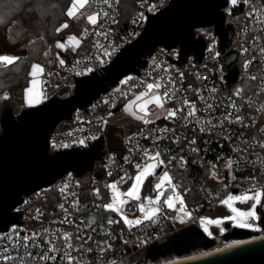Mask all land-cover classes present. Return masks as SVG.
<instances>
[{"label":"built area","instance_id":"built-area-1","mask_svg":"<svg viewBox=\"0 0 264 264\" xmlns=\"http://www.w3.org/2000/svg\"><path fill=\"white\" fill-rule=\"evenodd\" d=\"M169 1L136 0L130 30L119 34L120 0L118 3L113 0L111 8L102 0H91L93 15L107 11L108 16L100 15L95 27L88 19L83 23L82 42L91 46L88 53L77 56L59 76L50 71L44 73L46 101L68 86L74 88L75 76L88 75L92 72L88 68L98 71L111 63L124 47L140 36L148 15L157 14ZM261 4L262 0H247V3L237 0L236 6L228 3L223 10L226 15L238 11L236 26L229 35L231 45L224 53H237L231 65H226L224 55L219 52L220 41L214 30L200 28L201 34L196 32V36L206 42L200 63H195L194 55H190L187 63L180 66L176 63L180 46L171 50L158 47L146 58L147 64L140 69V75L124 76L89 106L75 111L71 121H64L71 123L69 127L56 128L50 136L52 154L72 148L84 149L101 136L105 137V154L99 161L103 171H95L96 162L86 175L77 177L68 172L53 184L23 196V202L14 211H24L21 219L24 224L12 225L0 232V254L22 256L23 264H66L61 259L62 252L55 254L57 260L49 262L27 256L28 252L33 256L42 252L52 255L46 252L50 247L48 241H52L63 251H70L74 264H153L149 259L144 260L149 248L163 244L182 229L200 227L207 216L217 215L229 196L250 192L253 187L264 189V147H261L264 145V52H261L264 24L253 15V6ZM258 10L264 13V7ZM105 52L111 55L105 56ZM232 70H237L238 76L230 84L228 77ZM253 76L256 79H251ZM149 83L161 84L159 94L165 91L171 94L164 100V108L157 116L148 117L152 123L142 122L138 128L120 136L116 143L111 142L105 123L131 97L147 91ZM5 96L9 93L5 92L3 99ZM185 101L195 104V116H187L189 108ZM181 108L184 111L175 117L168 116L169 111ZM157 152L164 164L155 172L159 168L169 170L190 215L181 217L162 202L159 216L129 228L105 208L110 193L107 185L120 181L121 177H125V182L117 187L129 185L138 172L136 165L142 167ZM229 160L233 161L231 169L227 166ZM153 178L148 181L141 200L146 205L147 198L155 199L157 195ZM97 189L99 195H96ZM169 194L170 191L166 192ZM126 205L130 216L138 215V202ZM261 213L264 218V207ZM109 219L118 222L109 224ZM33 233L38 238L28 241L25 247L22 238ZM65 236L69 237L67 241ZM259 237L264 240V233ZM32 243L40 247H31ZM68 243L73 245L71 250L67 248ZM5 247L7 253L3 251ZM8 264L20 262L13 259Z\"/></svg>","mask_w":264,"mask_h":264},{"label":"water","instance_id":"water-1","mask_svg":"<svg viewBox=\"0 0 264 264\" xmlns=\"http://www.w3.org/2000/svg\"><path fill=\"white\" fill-rule=\"evenodd\" d=\"M228 0H170L168 5L155 15H148V21L140 36L124 47L115 59L101 70L85 76H75L74 92L67 98L53 97L39 106L26 108L15 115L5 107L0 116V232L21 222L23 212L14 209L23 202V196L47 187L63 175L72 172L81 177L93 170L94 164L102 160L105 137L101 136L84 149L72 148L50 153V136L64 121H71L75 111L84 109L115 86L124 76L136 73L147 64L146 58L158 48L171 50L180 46L178 65L187 63L194 55L200 63L206 42L196 36V30L213 27L220 41L219 52L224 55L226 65H231L237 53L231 51L229 35L233 26L226 24L223 11ZM237 70H232L228 80L236 82ZM162 171L159 168L156 176ZM237 193V191H235ZM252 223L256 224L255 221ZM258 225L261 232L232 228V222H225L227 232L223 237L209 238L198 226L182 229L166 242L148 249L144 260L156 263L171 256L184 257L199 250L209 251L221 245L222 241L250 239L264 233V218ZM184 264H264V240L254 242L230 251Z\"/></svg>","mask_w":264,"mask_h":264},{"label":"snow or ice","instance_id":"snow-or-ice-1","mask_svg":"<svg viewBox=\"0 0 264 264\" xmlns=\"http://www.w3.org/2000/svg\"><path fill=\"white\" fill-rule=\"evenodd\" d=\"M116 3L119 2V0H115ZM242 2L247 3V0H242ZM91 0H73L69 10L67 11V15L70 18H74L77 14L78 9H83L86 6L90 5ZM102 3L104 5H107L109 8L112 7L113 0H102ZM231 3L233 6L237 5V0H231ZM259 7H264V0H262V4L260 6H253V15L255 18L262 24H264V13L258 10ZM100 15H103L105 17L108 16V12H97L94 15H89L87 17L88 21L95 27L98 23ZM69 25L65 23L63 25L64 29H67ZM264 31V29H262ZM85 32H87V29H85ZM81 41L78 40L75 36L69 37V45H72L73 47H79ZM57 48L60 49H66L68 45H65L64 43H57ZM100 47V45H98ZM247 51V49H245ZM261 52H264V48L261 49ZM111 53L105 52V56H110ZM17 62V58L10 57L7 55H0V64H3L5 66H11L14 65ZM103 62V61H102ZM61 65L64 64L63 60H60ZM248 63H251L249 61ZM245 67H248V64L245 65ZM88 72L93 71V69L88 68ZM44 73L43 67L39 64H34L31 68L30 75L33 77L32 85L33 87H30L26 90L27 92V104L28 106H35L37 102H39V99H42V95L34 96L33 95V89L37 83L36 78ZM79 74V73H78ZM206 79V78H205ZM251 79H256V77H251ZM161 84L159 83H149L147 85V91L143 92L141 95H138L136 99L132 102H130L127 105L126 111H129L131 115H133L136 119L143 121L145 124L152 123L153 121L149 120L148 117L152 115L149 106L155 105L158 108L163 109L164 108V100L168 99L170 97V93L168 91H165L163 95L159 94V90L161 89ZM214 91V90H213ZM237 95H239V92H237ZM8 97H4V99H7ZM203 99V97H201ZM185 104L188 106L189 111L187 112L188 117H192L196 115V106L195 104H192L188 101H185ZM136 108V111H133V108ZM209 108L212 107L211 104L208 105ZM233 108H235V104H233ZM184 109H176L174 111H169L168 116L169 117H175L178 112H183ZM137 112L141 113V115H137ZM231 115V114H229ZM227 118V117H226ZM237 120H239V117H237ZM211 123V121H209ZM81 144H84V141H80ZM194 143V141H193ZM67 145H65L66 147ZM261 147H264V145H261ZM145 156H148V153L145 152ZM150 160L154 161L153 163L147 164L146 166L141 167L140 165H136L138 169V174L134 176V183H132L131 187L125 191L120 192L117 188V185L120 183L125 182V177H121L120 181H117L116 183H112L107 185L108 188L112 190L113 196H112V203L106 204L105 208L107 210L116 212L120 215L121 219L124 221L125 224L128 225H135L139 226L145 221H152L155 217L159 216L162 212V208L160 207L161 203L163 202V205L167 207L170 210L173 211H180L184 213V215H190L186 211V205L183 199L182 194L178 191V186L173 182V177L169 175L168 171H164L163 175L159 177V183L155 185V189L157 191V196L155 199L147 198V205L145 203H139V211L143 214V219H129L127 215L124 214V206L128 203V201L122 200V196H127L131 200L135 201H141V190L144 185L145 180L149 176L156 175L155 170L164 164V161L160 159V153H156L155 155L148 157ZM233 164V161L229 160L227 163V166L229 169H231ZM111 174V173H109ZM215 175V174H214ZM167 186V187H166ZM67 187V186H65ZM171 194L166 195V192H169ZM251 194H244L241 196H229L226 200L223 201V204L227 205L233 213L236 215L231 217V219L235 220L237 222L238 227H252V224L248 223V221L257 220L259 217L257 215V208L258 207H264V189H259L253 187L249 190ZM96 195H99V189L96 190ZM234 201H240L243 203L250 202V210L241 212L237 208L233 207ZM179 203L180 208H176V204ZM75 206V205H74ZM60 207L63 208V205ZM118 221H113L109 219L108 223H117ZM203 223V221H202ZM208 223H214L219 225L220 221H208ZM205 231L208 232L209 235H212L211 232L207 228H205ZM37 234L33 233L31 236L23 237L24 246H28V241L32 240L34 241L37 239ZM64 239L67 241L69 239L68 236H65ZM50 244V247L46 250L47 253H52V255L45 254L44 252L40 253L38 256H33L31 252L27 253V256L31 257L32 259H38L42 262H49V261H55L57 260V256L55 255L58 252H62L61 259L66 261V264H74L75 258L70 254V251H63L61 248L57 247L54 242L48 241ZM31 247H40V245H37L35 243L31 244ZM110 247V246H109ZM67 248L71 250L73 248V245L71 243L67 244ZM4 253H7V247L4 248ZM16 260L19 261L20 264H23V257H16L13 258L10 255L7 254H0V264H8L9 260Z\"/></svg>","mask_w":264,"mask_h":264},{"label":"trees","instance_id":"trees-1","mask_svg":"<svg viewBox=\"0 0 264 264\" xmlns=\"http://www.w3.org/2000/svg\"><path fill=\"white\" fill-rule=\"evenodd\" d=\"M73 0H0V34L8 28L14 30V22L22 18L23 26L13 33L14 39L18 40L21 36L25 37L28 31L36 32L38 36L33 38L25 47L24 54H12L10 42L0 44V55H14L17 62L11 66L0 65V116L5 107H10L14 113L23 109V94L29 83V70L33 63L40 62L48 48L54 49L55 43L64 38L65 34L72 29L69 25L67 29L60 27L68 21L67 11ZM136 0H120V17L117 23L119 34L128 33L130 30L131 17L135 12ZM238 11L234 10L226 15V24L236 26ZM37 24L39 31L32 27ZM212 31L213 27H209ZM23 33L19 35L18 33ZM196 32L201 34V29ZM20 36V37H19ZM21 37V38H23ZM11 40V39H10ZM91 46L84 42L77 50L75 56H82L88 53ZM9 93L7 99H3V94ZM71 123L61 122L58 129H64ZM1 132V127H0ZM111 134H109L110 136ZM111 142H117L118 138L110 136ZM159 262V261H158Z\"/></svg>","mask_w":264,"mask_h":264},{"label":"rangeland","instance_id":"rangeland-1","mask_svg":"<svg viewBox=\"0 0 264 264\" xmlns=\"http://www.w3.org/2000/svg\"><path fill=\"white\" fill-rule=\"evenodd\" d=\"M229 3H231V0H229ZM93 13H94V8H93V6H92L91 3H90V5L86 6L83 9H78L77 14L75 15V17L74 18H70L69 17L68 18V21L65 22L68 25H70L72 27V29L65 34L64 38L59 39L55 43V48L54 49L48 48L47 51H45L44 56H43V58H42V60L40 62H35V63H33L31 65L30 70H29V83H28V86L26 87V89L24 90V94H23V105H22L23 109H20L17 113H15V115H19L20 112L22 110L26 109V108H31V107L39 106L40 104H42L43 102L46 101V99L44 98V95H43V90H44V86H43V84H44V73L46 71H50L53 74H55L56 76H59L63 72V68L61 69V66L62 67L65 66L64 68H66L67 66L65 64H69V63L67 62V60L64 59V57L62 55V52L64 54H66V55L71 52V56L72 57L75 55L76 50L83 43L82 42V27H83V23L87 20V17L89 15H93ZM23 21L24 20L22 18L16 19L15 22H14V24H13L14 25V30L11 29V28H8L7 30H5V32H3L2 34H0V44L5 43L7 41L10 42L11 43V46H12V50H13L12 54H14L16 56L24 54L26 45L33 38H35L36 36H38L36 32L28 31L27 32L28 35H26L25 37L21 36V37H23V38H21L19 36L20 38L18 40L14 39V37L12 36V34L13 33L15 34L16 31H19V29L24 24ZM63 25L60 27L61 29H64L63 28ZM36 26H38V25L37 24H33L32 25V27H35L34 30L35 31H39L40 34H41L42 33L41 32V28H38V30H37ZM18 34L19 35H22L23 33L21 32V33H18ZM42 34H44V32ZM72 36H75L78 40L81 41L79 47H73L72 45H69V37H72ZM57 43H64L65 45H68V47H66V49L57 48L56 47V44ZM14 55L8 54L7 56L15 57L16 58V56H14ZM56 60H57L58 63H55ZM60 60H63L64 61V64L63 65H61ZM34 64L41 65V67H43V69H44V73L36 78L37 83H36V85H35V87L33 89V95L34 96L42 95L43 98L42 99H39V102H37L35 104V106H31L30 107L27 104V92H26V90L28 88H30V87H33L32 83H31L32 80H33V77L30 75V72H31V68H32V66ZM0 65H3V64H0ZM241 68L243 70V67H241ZM73 92H74V88H71L70 86H68V87L64 88L61 92H59L57 96H59L61 98H67V97L71 96L73 94ZM141 94L142 93H139V94L134 95L133 97H131L127 101V103L124 106H122L121 109L118 110L115 113L114 117L111 118V119H109L107 121V123H105L106 129H107V127H109L110 125H113V124H115V126H116V128L113 131L111 130L112 131V134L110 133L111 134L110 136L113 135L116 138H119L123 134H125V133L133 130V129H131L130 125L131 126H134L135 124L142 123L141 120L136 119L133 115L130 114L129 111H126L127 105L130 102L134 101L136 99V97L138 95H141ZM149 109H150V111H151L152 114H154V113L162 110L161 108H158L155 105H150L149 106ZM133 111H136V108L135 107L133 108ZM137 115H141V113L137 112ZM153 162L154 161L148 159V160H146V162L144 163L143 166H146L147 164H150V163H153ZM165 170L169 172L168 169H165ZM165 170H163L162 173L157 178H153V176H149L145 180L144 185H143L142 190H141V200L143 198V195L145 194L146 185H147L148 181L150 180V178H153L156 181V184L159 183V177L163 175V172ZM95 171H99V172H102L103 171V167H102V164L100 162H97L96 163ZM136 174H138V172ZM169 175L171 176L170 172H169ZM132 183H134V178H133V180L131 181V183L129 185L122 186V187H117V188H118V190L120 192L123 193V192L127 191L131 187ZM244 194H251V192H242V193H239V194H236V195H233V196H241V195H244ZM112 196H113V193H112V190L110 189L109 200L106 202V204L112 203ZM156 196H155V198H156ZM121 199L122 200H125V201H128V203H130V202H138V201H135V200H131L127 196H122ZM184 202H185V200H184ZM138 203H142V201H139ZM185 205H186V211L189 213V208H188L186 202H185ZM127 207H128L127 205L124 206V214L127 215L130 220L131 219H137V218L143 219V214L139 211V205H138V215L135 216V217H132V216H130L128 214ZM220 207H221V210L217 213V215H209L204 220H202L203 223H202V221L200 222V229L209 238L223 237L225 235V233L227 232L226 228L224 227V223L225 222H232V227L233 228H238V229H245V230H250V231H259L261 229V227L258 225V223L260 222V220L262 218V215H261V207H258L257 208V215H258L259 218L257 220H254L256 222V224L252 223V220L248 221V223L252 224V227H238L237 226V222L235 220L231 219V217L235 216L236 214L233 213L231 211V209L227 205H225V204L221 205ZM233 207L237 208L241 212L249 211L250 210V202L243 203V202H240V201H234L233 202ZM176 208L177 209L180 208L179 203L176 204ZM108 211H110V210H108ZM110 212L116 214L121 219V217H120V215L118 213L113 212V211H110ZM177 213L181 217L186 216V215H184V213H182V212H180L178 210H177ZM210 220L211 221L219 220L220 221V224L217 225V224H214V223H208V221H210ZM121 221L124 223V221L122 219H121ZM125 225L127 227H129V228H131L132 226H135V225H128V224H125ZM205 228H207L209 230V232L212 233V235H209L208 232L205 231ZM226 244H228V243H226ZM226 244H221V245H219L217 247H220V246H223V245H226ZM203 252L204 251L194 252V253L190 254V256L199 255V253L202 254ZM174 258L175 257L168 258V259H163V260H161L159 262H156V263H153V264H159V263H162V262H165V261H169V260L174 259Z\"/></svg>","mask_w":264,"mask_h":264},{"label":"bare ground","instance_id":"bare-ground-1","mask_svg":"<svg viewBox=\"0 0 264 264\" xmlns=\"http://www.w3.org/2000/svg\"><path fill=\"white\" fill-rule=\"evenodd\" d=\"M261 240L263 239L260 238L259 236H255L250 239H244V240H233L226 245L214 248L209 251H204L202 254L199 253V255L175 257L174 259L159 264H184L188 262L202 260Z\"/></svg>","mask_w":264,"mask_h":264},{"label":"crops","instance_id":"crops-1","mask_svg":"<svg viewBox=\"0 0 264 264\" xmlns=\"http://www.w3.org/2000/svg\"><path fill=\"white\" fill-rule=\"evenodd\" d=\"M82 44H83V43H82ZM77 50H78V49H77ZM77 50H76V52H77ZM76 52H75V54H76ZM62 55H63L64 59L67 60V62L69 63V64H65L66 66L70 65V64L72 63V61L76 58L75 55H74L73 57L71 56V52L68 53L67 55L64 54V53L62 52ZM55 63H58L57 60L55 61ZM64 67H65V66H63V67L61 66V69H62V68L64 69ZM159 113H160V111H158V112L152 114V116H157ZM142 122H143V121H142ZM141 124H142V123H140V124H135L134 126H131V125H130V127H131V129L134 130V129L138 128ZM117 126H118V125H117ZM127 127H128V126H127ZM115 128H116L115 124L110 125L109 127H107L109 134H110V133L112 134V131H113ZM111 130H112V131H111ZM129 132H130V131H129ZM127 133H128V132H127Z\"/></svg>","mask_w":264,"mask_h":264},{"label":"flooded vegetation","instance_id":"flooded-vegetation-1","mask_svg":"<svg viewBox=\"0 0 264 264\" xmlns=\"http://www.w3.org/2000/svg\"><path fill=\"white\" fill-rule=\"evenodd\" d=\"M261 215H262V213H261ZM262 218H263V216H262ZM262 218H261V219H262ZM223 243H226V242H223V241H222L221 244H223ZM196 252H198V251H196ZM192 253H194V252H192ZM192 253H191V254H192ZM186 256H188V255H186ZM172 257H178V256H174V255H173V256H171V257H169V258H172ZM167 259H168V258H167ZM162 260H163V259H162ZM160 261H161V260H160Z\"/></svg>","mask_w":264,"mask_h":264}]
</instances>
